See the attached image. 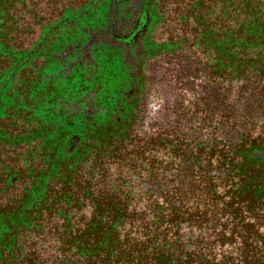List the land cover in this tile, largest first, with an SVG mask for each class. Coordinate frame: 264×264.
<instances>
[{"label":"trees","instance_id":"obj_1","mask_svg":"<svg viewBox=\"0 0 264 264\" xmlns=\"http://www.w3.org/2000/svg\"><path fill=\"white\" fill-rule=\"evenodd\" d=\"M144 1L129 88L79 115L46 70L138 0H0V264H264V0ZM174 54L179 103L147 122Z\"/></svg>","mask_w":264,"mask_h":264},{"label":"rangeland","instance_id":"obj_2","mask_svg":"<svg viewBox=\"0 0 264 264\" xmlns=\"http://www.w3.org/2000/svg\"><path fill=\"white\" fill-rule=\"evenodd\" d=\"M106 6H99L95 11L92 19L82 20L83 24L78 23L76 26L77 30L85 34V29L91 30L94 25V20L97 17H102L106 13ZM99 15V16H98ZM83 30V31H82ZM174 28L167 27L160 31L156 37L158 39H167L175 33ZM82 34V36H83ZM89 42L85 36L80 38L81 41L69 42L73 47L86 46L90 47L88 63L82 52V48H75L74 51L80 55V59L75 64H71V61L75 59V56L70 55L64 51V54H56L57 61H60L51 66L46 70V73L50 76H58L61 78L66 75L71 78L67 81L65 95L67 96L66 113L75 111L79 115L85 113L90 114L100 109L98 104L100 97L106 94L107 90H125L129 88V77L130 66L123 65L122 61L116 62L112 55H107L106 52L101 53L93 47L94 44L90 43L91 38L87 36ZM63 50V49H62ZM176 55V56H174ZM168 55L160 58H151L148 60L145 66V71L148 75V91L150 95L147 98V116L146 121L152 122L155 120H163L168 113L166 110L170 108V105L179 103V93L174 90L176 88L175 81L178 80L180 71L190 72L186 60L181 54ZM84 56V58H82ZM90 73V78L84 81V76ZM177 73V74H176ZM81 77V80H80ZM83 80V81H82ZM94 91H97L101 96L95 95ZM72 95V97H71ZM103 97V101H104ZM82 118V117H81ZM83 120V119H82Z\"/></svg>","mask_w":264,"mask_h":264},{"label":"flooded vegetation","instance_id":"obj_3","mask_svg":"<svg viewBox=\"0 0 264 264\" xmlns=\"http://www.w3.org/2000/svg\"><path fill=\"white\" fill-rule=\"evenodd\" d=\"M127 5L124 3V7L118 9L115 13L112 12V14L110 13L112 10H110L109 18H105L106 13L102 17H97L94 20L92 29L88 31L85 29L86 33L83 36L86 37L87 44L89 42L87 36H89L91 38L90 43L94 44L93 47L96 50L101 53L106 52L107 55H112L116 62L121 60L123 65H128L131 69V66L133 68L137 67L140 51L144 49L143 38L139 42L137 39L139 32L145 28L142 20L146 15V10L144 0H138V2L132 4L134 9L132 15H129L126 8ZM132 5L129 6V9ZM108 7L106 6V12L110 8ZM123 8L126 10H123ZM76 48H82L81 51H84L85 58L87 59L86 63H88L89 57L87 56H89L90 47L86 48V46L78 45Z\"/></svg>","mask_w":264,"mask_h":264}]
</instances>
